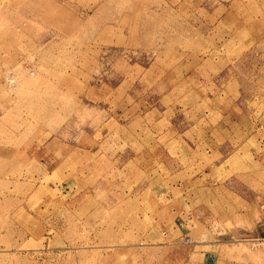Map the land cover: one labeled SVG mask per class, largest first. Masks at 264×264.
Returning a JSON list of instances; mask_svg holds the SVG:
<instances>
[{"label":"rangeland","instance_id":"rangeland-1","mask_svg":"<svg viewBox=\"0 0 264 264\" xmlns=\"http://www.w3.org/2000/svg\"><path fill=\"white\" fill-rule=\"evenodd\" d=\"M48 1L0 0V264H264V0Z\"/></svg>","mask_w":264,"mask_h":264},{"label":"bare ground","instance_id":"bare-ground-1","mask_svg":"<svg viewBox=\"0 0 264 264\" xmlns=\"http://www.w3.org/2000/svg\"><path fill=\"white\" fill-rule=\"evenodd\" d=\"M42 1H44L45 2V0H42ZM50 1V0H49ZM48 1V2H49ZM125 1L126 0H110V3H112L113 5H117V4H123V3H125ZM115 2H117L116 4H115ZM141 3H143V2H141ZM52 4V3H51ZM50 4V5H51ZM135 4H136V2H135ZM94 7V6H93ZM125 7H120L119 9L120 10H123ZM137 8V7H136ZM135 9V8H134ZM50 10V9H49ZM48 10V14H49V17H50V20H52V21H54V19L56 18V15H57V13H56V9H53V10H51V11H49ZM88 10V9H87ZM139 10V9H138ZM141 10V9H140ZM129 12V11H128ZM142 12V11H141ZM35 13H38V11H36ZM132 13V12H131ZM123 14V13H122ZM83 20V19H82ZM122 60V59H121ZM117 65H119V64H116L115 66H117ZM34 72V71H33ZM8 79V78H7ZM8 82L10 83L9 85H10V88H12V86H14L15 85V83H16V81L13 79V77H11L10 76V79H8ZM82 84V83H81ZM80 86V85H79ZM85 112H86V110H85Z\"/></svg>","mask_w":264,"mask_h":264}]
</instances>
